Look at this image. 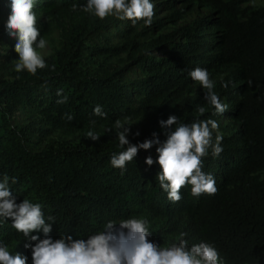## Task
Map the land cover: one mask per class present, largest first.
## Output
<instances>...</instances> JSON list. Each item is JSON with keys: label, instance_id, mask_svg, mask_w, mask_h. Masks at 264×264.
Masks as SVG:
<instances>
[{"label": "trees", "instance_id": "trees-1", "mask_svg": "<svg viewBox=\"0 0 264 264\" xmlns=\"http://www.w3.org/2000/svg\"><path fill=\"white\" fill-rule=\"evenodd\" d=\"M252 1L152 0L155 15L147 27L142 20L135 26L101 20L83 11L88 0H35L40 38L55 25L64 30L60 49L32 75L15 71L18 38L6 37L2 21L11 0H0V181L7 174L18 203L27 198L42 204L45 217H55L54 239L87 238L109 220L142 218L149 239L161 246L183 232L189 245H214L220 264H264V6H244ZM202 9L203 15L160 33ZM66 18H75L67 28ZM196 67L208 70L228 106L224 114L213 115L207 89L189 76ZM58 90L66 103H57L63 98ZM97 105L107 118L94 114ZM170 115L186 124L218 122L223 151L214 157L209 149L202 169L215 178V195L194 197L188 185L182 199L171 202L156 180L159 164L145 163L149 156L158 159V145L140 149L126 170L112 167V155L124 150L117 119L132 125L128 139L139 144L153 132L166 140L159 121ZM88 131L100 141L87 138ZM77 132L71 139L60 136ZM23 240L11 221L0 222V241L31 264Z\"/></svg>", "mask_w": 264, "mask_h": 264}, {"label": "clouds", "instance_id": "clouds-1", "mask_svg": "<svg viewBox=\"0 0 264 264\" xmlns=\"http://www.w3.org/2000/svg\"><path fill=\"white\" fill-rule=\"evenodd\" d=\"M35 0H11V14L6 29L12 38H17L15 51L19 59L15 63L17 73L27 70L36 75L38 69H44L47 64L37 48L44 49L46 40L40 38L37 27V15L34 11ZM155 5L152 0H88L83 11L94 13L101 20L108 16H115L119 20H130L135 26L137 21H144L145 26L151 27L155 15ZM53 70L55 66L53 65ZM189 76L207 89L205 99L214 107L213 115H222L228 106L221 102L214 91V82L210 79L207 69L196 67L189 72ZM224 88L228 87L225 82ZM58 96H63L58 90ZM68 100L63 96L57 103L64 104ZM202 116L206 109H197ZM94 114L107 118L102 106L94 108ZM71 121L74 117L66 114ZM93 125L95 121L91 122ZM164 130L166 140L159 139V134L153 132L152 139H146L139 144H132L128 136L131 124L117 119L115 129L121 149L111 157L114 168L126 170L128 163L137 157L140 149L150 150L158 145L156 151L158 159L151 156L145 163L151 167L158 163L161 171L156 180L167 193V198L173 202L182 199V188L190 185L191 194L199 197L202 194L215 195L218 191L216 180L203 169V158L209 154L218 157L223 148L222 135L219 134V124L213 119H197L191 124L179 122L176 115H170L167 120L159 121ZM111 131V129H108ZM216 132L213 139V133ZM136 136L140 133L137 131ZM87 138L100 141L101 137L95 131H88ZM9 176L3 175L0 181V222L11 221V226L17 233L23 235V247L31 253V264H220V255L216 247L207 242L189 245L187 233H180L176 241L167 246H161L149 239L152 232L145 219L125 218L118 222L109 220L104 228L87 238H74L71 234L53 238L54 216L45 217L43 206L33 203L27 198L17 202L9 186ZM11 183H17L15 177ZM127 230V231H125ZM44 238H41L40 234ZM29 257L20 251L12 254L9 245L0 241V264H28Z\"/></svg>", "mask_w": 264, "mask_h": 264}, {"label": "rangeland", "instance_id": "rangeland-1", "mask_svg": "<svg viewBox=\"0 0 264 264\" xmlns=\"http://www.w3.org/2000/svg\"><path fill=\"white\" fill-rule=\"evenodd\" d=\"M154 4H155V2H153ZM158 3V2H157ZM157 3H156V5H157ZM246 5H249V6H251V7H254V8H258V7H261V6H264V0H253L251 3H248V4H245L244 6H246ZM205 13V10H199V11H197V12H194V13H191V14H189L188 16H186L183 20H181V21H179L178 23H177V25H172V24H169V23H167L161 30H160V33L162 32V33H164V32H169V31H171L172 29H174L175 27H177V26H181V25H183V24H185V23H187V22H190V21H192V19H194V18H196V17H198L199 15H203ZM10 14H11V11L9 10V8H7L5 11H4V15H3V17H2V21H3V24H4V33L6 34V37H8V38H10L11 40H13V39H17V38H12V37H10L9 35H8V33H7V29H6V24H7V21H8V18H9V16H10ZM165 15H166V12H159V17H165ZM109 17H111V18H113V17H115V16H112V15H110ZM75 20V18H71V19H67L66 18V20H65V24H64V27L65 28H67V26L70 24V23H73V22H75L74 21ZM115 22L116 23H119V22H122V23H125V22H127L128 20H119V19H117L116 17H115ZM62 27V26H61ZM60 26H54L52 29H51V31H50V33L49 34H47L46 36H45V40H46V42H47V44H46V47L44 48V49H40V50H37L41 55H42V57L44 58V57H47V56H49V55H52V54H54L57 50H59L60 49V47H61V44H62V42H61V37H62V32H63V30H64V28H62V29H60L61 28ZM116 33L114 32V35H115ZM18 60V59H17ZM17 60H15V62L14 63H16L17 62ZM116 59H114L113 61H115ZM19 115H18V119L17 118H15V123H20L19 121H21V120H19V118H20V113H18ZM228 122L227 120H224V119H222V122ZM81 133L80 132H77V133H75V134H73L72 136H70V135H62V134H60V136L61 137H63V138H66V139H71L72 137H74V136H76V135H80Z\"/></svg>", "mask_w": 264, "mask_h": 264}]
</instances>
